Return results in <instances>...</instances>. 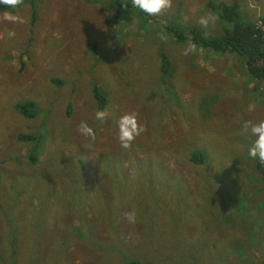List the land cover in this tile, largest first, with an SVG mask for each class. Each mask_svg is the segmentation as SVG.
<instances>
[{"label":"rangeland","instance_id":"rangeland-1","mask_svg":"<svg viewBox=\"0 0 264 264\" xmlns=\"http://www.w3.org/2000/svg\"><path fill=\"white\" fill-rule=\"evenodd\" d=\"M209 1L173 0L146 23L125 11L113 23L111 0H35V22L24 1L10 9L24 24L0 9V264H264V164L241 134L246 120L264 119V86L233 54L185 56L190 43L165 31L174 21L202 27L211 14L202 28L220 32ZM225 1L264 15V0ZM28 100L34 118L16 109ZM130 112L146 132L125 150L117 121Z\"/></svg>","mask_w":264,"mask_h":264},{"label":"trees","instance_id":"trees-1","mask_svg":"<svg viewBox=\"0 0 264 264\" xmlns=\"http://www.w3.org/2000/svg\"><path fill=\"white\" fill-rule=\"evenodd\" d=\"M26 3H31L33 22L37 19V8L35 0H24ZM115 7L113 23H119V18L123 11L130 16L136 15L141 21L146 23L147 19L152 17L146 13L141 12L139 9L132 7L131 0H111ZM211 12L217 15L220 32L209 34L205 29L196 25L182 24L178 21L172 22L170 25L165 26L166 33L172 35V37L178 43H195L198 49H208L211 53L218 55H226L228 53L236 56L241 62L247 75L256 81L262 83L264 86V15L259 16L256 20L252 19L248 9L242 10L235 3L228 1H212L208 3ZM0 9L6 8L4 5H0ZM9 11H11L9 9ZM155 19V16H153ZM207 33V35H205ZM89 48L93 53H98V46L95 42L89 43ZM161 60L165 72L170 71V61L166 54L161 52ZM93 92L96 100L100 105H104L106 102L105 94L103 90L95 85ZM16 109L28 118H34L38 114V106L33 100L23 101L16 104ZM20 139L30 140L35 139L42 141V137H32L27 134H20ZM41 145V144H40ZM38 145V147H40ZM38 147L33 149L31 155V161L35 162L37 159ZM191 160L197 163H204L205 154L201 151L193 152ZM23 191V190H22ZM82 190L79 189L77 197L79 201H83L81 197ZM125 193L124 186L120 194ZM78 201V202H79ZM77 238V237H74Z\"/></svg>","mask_w":264,"mask_h":264},{"label":"clouds","instance_id":"clouds-1","mask_svg":"<svg viewBox=\"0 0 264 264\" xmlns=\"http://www.w3.org/2000/svg\"><path fill=\"white\" fill-rule=\"evenodd\" d=\"M24 3V0H0V5L6 6L3 19L12 24H24L26 19L23 16L16 14L9 9H16ZM132 7L139 9L141 12L146 13L149 16L160 15L165 10H169L173 7V0H131ZM215 17L211 14L201 16L198 23L207 28L210 23H214ZM207 35V33H205ZM9 38L16 36V31L11 29L7 32ZM162 40H167V36L163 32L160 33ZM197 45L195 43L189 44L183 51V55L195 53L197 51ZM254 108L249 106L248 111H253ZM110 117L108 109H98L95 112V119L101 123L106 122ZM118 127V140L121 148L127 150L132 147L133 142L137 137L146 132V126L140 123L138 115L135 112L125 113L121 115L117 121ZM78 131L90 142L94 143L97 139L96 130L90 126L87 122H81L78 126ZM241 134L245 136L253 137L252 143L249 147L248 155L251 158L259 159L260 163L264 164V119L258 121L246 120L241 129ZM38 203V202H36ZM124 218L129 223L136 221L135 211H129L124 213Z\"/></svg>","mask_w":264,"mask_h":264}]
</instances>
